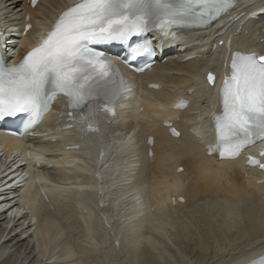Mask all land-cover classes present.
I'll list each match as a JSON object with an SVG mask.
<instances>
[{
  "label": "bare ground",
  "instance_id": "obj_1",
  "mask_svg": "<svg viewBox=\"0 0 264 264\" xmlns=\"http://www.w3.org/2000/svg\"><path fill=\"white\" fill-rule=\"evenodd\" d=\"M2 1H7V4L9 3L8 5L9 6L11 5L10 6L11 11L14 8L15 9L14 12L16 13L19 12L20 16L17 19H19L21 25L23 24L22 17L26 10L29 11V14L31 16V22L33 24V27L29 30V32H27L26 35L24 36L17 35L19 36V38L16 39V43L19 47H21V49L19 50L17 47L16 54L23 52L28 47V45L33 42L32 41L34 38L33 31L35 27L39 25L40 23L47 22L48 18L51 15L56 14L57 11H60L64 7V2H66V0H38L34 7H29L28 3L25 2L24 0H0V3ZM44 1L49 2L51 4L48 10L44 9L43 6L42 7L40 6V3ZM239 2L241 3V6L246 5L247 8L243 10L242 7L237 6L236 8L237 11L235 12L234 17L232 18L231 23L225 28V31L222 34L216 35L217 29L216 28L214 29L213 25L206 28L208 32L204 34V39H208L210 36L213 35L215 37L213 39L215 40V44H216L215 48H211L210 45L213 42V40H209L203 45L198 46L200 48L197 49L198 51L199 49L203 47L202 51L206 52L205 55H202V56L196 55L191 58H184L186 52H190L192 50L184 45L186 47V52L180 53L179 48L172 46V44H169L173 40L166 39L162 43L163 48H165V50L167 49L166 51L174 48V51H177L178 54L175 57H168L166 61L162 64L156 63V65H152L151 69L147 71V73L143 75H139V77H142L143 81L155 80L156 82H159V83L171 84L172 92L187 91L186 86L188 85V87L192 88V90L190 93L188 92L185 93L186 97L189 100V104L187 105L186 108L182 110L173 109L166 102L159 101L147 95V93H150L151 95L167 96L170 94L171 91L168 93L164 89H146V90L140 91V95L144 99L145 103H142L143 107L141 110H139L138 108H135L133 106V100L135 96L137 95L136 94L137 88L133 86L130 92H127L121 95L122 102L121 104L118 103L117 115L111 116L113 118H110L112 120H117L118 123H120L121 125L127 126V127L130 124V130L133 132L134 130H136V133L139 134L140 147L142 148L141 149L142 165L140 168L141 172L139 170L138 172L140 173L139 176L136 175L138 176L137 178L138 180L135 181V179H133V181L130 183L128 180L125 181L124 183L118 182L117 185L119 187L115 188V190L111 189V190H107L103 192L104 196H106L109 193H112V191L113 193L116 194L115 197H113L112 200L110 201L111 203L110 206H114L116 203V198L123 197L125 192H130L131 194L139 195V196L143 194L144 196L140 201H138L139 197L138 199H134L132 201L125 200L124 205L125 206L127 205V207L119 211V214L113 223V233L116 235H119V238H120V241H117V242L120 243L119 245L125 249L124 251H126L125 253L123 252L122 254L126 255L128 253L127 255H129L128 257L131 259L132 257L134 259L135 256H139V250L145 251V249L146 250L148 249L149 255L153 254V256L150 257L148 255H142V256H139V258L141 257L142 259L143 256H146L148 259L149 258L153 259L154 257L155 259L158 260V257H159L161 261L163 259V255L161 253L163 250H160L158 248L159 246L157 242L154 241L155 238H153L151 236L152 234L149 232L154 231V234L159 233V235L162 234L161 236H163L167 234V231H168L167 228L169 227L177 228L183 231L187 230L186 229L187 227L185 224H179V226H177L178 221L176 222L172 221L170 219L171 216L169 218V215L173 211H177V212L179 210L186 211L190 206L193 208H198V207H201L203 204H206L205 206H202L200 209L205 208L208 210L210 208L212 209L210 210L212 213L214 209L218 208L217 206L224 205L222 202H226V204H230L229 207L230 206L233 207L236 205L239 206L241 203L242 204L244 203L243 205L245 206L247 205V203L245 204V202H249V203L251 202L252 207L249 209V212H246V214L249 213V215L245 214L246 216H248V217H245L247 219L246 226L248 225L249 227L248 230L250 231L251 238L256 239V237H258L260 239L261 237L259 236L264 235V177L262 180H258V178L261 177V175L259 174V171L255 167H246L244 165V162L240 158L217 159L215 152L211 154L206 153V149L204 148V142L207 141V134L206 132L203 131L201 127H199L205 123L206 115L208 111L213 107V104H214V90L211 84L204 83L203 85V77H204L203 71L206 68H208V66L210 65H212L211 66L213 68L212 70H214L215 67L219 69H221V67H225L226 61H229L228 53H230L231 51L255 50L260 54H264V49L261 48V46H264V40L260 41L259 39L262 35H264V1L263 2H252V4L250 5L245 4L244 0H241V1L239 0ZM8 5H4L3 7H0V14L7 12L6 10L3 11L2 8L3 9L8 8ZM251 12L253 13L254 16H249V13ZM38 13L43 14V16L38 17L39 15ZM250 24L255 25V26L257 25L259 28L263 27V30L259 31L262 33L254 36L253 39H251V41L250 39L248 41H245V39L248 38L249 35L244 34V30L246 28V25H250ZM10 28H14V27L11 25L7 27L6 30H10ZM182 31L185 33L191 32L193 34L195 33L199 34L200 31H202V29L200 30L183 29ZM8 32L5 33L3 37H0V40H3V42H5L4 39L6 38V35L8 34ZM220 37L225 38L223 44L220 43L221 42ZM14 41L15 39H11L10 36H8V38L6 39V42L9 45H12ZM236 42H238L239 44H236ZM173 43L178 44L179 40H175ZM166 44H169V45L165 47ZM220 50H222L221 56L217 59V61H212V59L215 58L217 54H219ZM161 71L163 73H161ZM125 76L129 79V72L125 71ZM200 85H203V86L200 87ZM201 92L207 93V96L204 100L200 101L199 97H200ZM63 100H64V97L60 95L55 100V103L57 104L62 103ZM93 104L94 103L92 102L91 105L93 106ZM147 107L149 109H147ZM219 110H220V106L218 105L215 108L214 112H218ZM51 111H52V114H47L41 120L39 125L40 124L45 125V123L47 122V119H49L53 115L56 116L58 120L57 116L60 112H58V110H53V109ZM87 111H91L90 108L86 110L85 112ZM96 113L99 114V117L100 116L105 117V118L108 117L104 112H96ZM77 116L80 117L81 114L79 112H75V117ZM88 117L90 118L92 116H88ZM162 118L173 119L174 124L180 130V135L175 136V135H172L170 132H168L167 128L163 126L161 123ZM139 126L141 128L138 130L137 128ZM75 127L78 129L75 130ZM99 127L105 129L107 127V124L101 122ZM53 129H54L53 133L49 135L64 137L66 135L72 134L70 136L75 137L76 141L79 144L78 148H73V149H64L61 147L59 143H57V141L47 144L51 146L53 149H55L54 151L58 152V157L52 160L53 163L55 164V166L53 167L54 171L59 170L60 173H62L64 177L69 176V177H75V178L76 177L85 178V176L88 175L87 172H91V170L94 172H97V170L100 168L99 166L100 164L98 166H94L91 168L89 166L90 163L94 164L96 161H98L102 157L103 158L105 157L102 160V162L108 158L106 157L108 154L107 155L105 154H106V144L107 142L109 144L110 138L107 137L106 135L103 134V136H100L98 132L91 131V132H83L82 136L79 137L78 135L80 132L83 131V129H82V126L75 120L72 121V126L67 129L58 130L57 125L53 126ZM88 134L90 135L89 136L90 138L94 136L96 138H100L102 141L104 140L103 147L99 148V149H102L99 157H92L89 155H84L86 151L82 149L81 146L83 143L85 144L84 140L86 138L84 137ZM148 134H152L154 137L153 144L151 145V148L153 151L151 155L146 154L147 145L145 143V138ZM114 140H116L115 142H117L114 149L123 147L121 141L119 142L120 139L114 138ZM4 143H8V147L2 153H4L6 157L14 153L13 151H17L18 153H20V156H19L20 159L26 160L28 163V166H27L28 174L26 176L27 180L23 184L19 192H14L12 190L9 192L10 195H12L11 200H8V198L0 199V208L4 206L6 201H9L10 203L12 201L13 202L15 201L14 206H12L13 204L12 203L10 207L7 208L5 211L3 210L0 211V218L5 219V221H10L12 212L15 210H19L20 207L22 206L23 207L26 206L28 208V211L32 214H38V213L41 214V216L38 218L33 228L30 227L26 223L28 219H31V217L29 218L28 214H21L22 221H20V219L18 220L19 221L18 223L21 226V231L20 229L19 231H17V227H16V229H14V232L12 231V233L10 234L8 233L10 237L13 234H15L14 240L16 242L24 236H28V235L32 237L34 236L33 240H30V241L33 242V245L35 242V247L37 248V249H34L35 253H37L39 256L46 255V254L47 255L55 254L57 252V249H53V248L56 246L58 240H60L62 237V232L60 230V227L58 226V223L55 220V218L58 217L56 213L59 212L58 203L60 199L68 198L69 199L68 205L72 207L79 206L82 209L80 213L75 214V217L81 227V232L83 236H85L84 241H86V245L84 246L88 249V251H90V253L92 252L94 256L99 253V257L101 258L102 262L103 260L104 261L107 260V262L110 261L108 259H111L110 256H112L113 254L111 253L112 248L109 247L111 249L110 251L108 250L109 249L108 248L107 249L108 251L107 250L103 251L102 249L99 252L100 244H102L105 240L104 228H101L100 226H98L97 218L95 214L92 212L93 210L90 204L85 200V195L87 192L95 191V189H92V188L97 187V182L95 181L94 184H91L89 182H84L81 184H77L76 186H58V185L49 186L48 185L49 182L47 181L46 175L43 172H41L38 168L35 169L34 166L29 162L30 158H25L23 155V152H22L23 147L25 146V144H30V142L24 143L23 137H9L5 133L0 132V148L1 149L3 148ZM128 147L130 148V146ZM126 150L127 148L124 151ZM33 153L35 154L34 156L35 159H40L41 156H38L39 151L37 150V147L35 146L33 147ZM129 156L130 155H127L125 157L126 161L128 158H130ZM112 158H114L113 162H117V161L121 162L123 160V158L119 156V154L112 155L109 159H112ZM130 161H131V158H130ZM132 164L133 163H130L129 166H126L125 164H123V165H118V167H116L113 163L112 164L109 163L106 168L102 169V172H103L102 175L105 176L108 170L109 175L107 177H109V181L114 180L116 178L115 175L117 174V172L119 174L123 173L130 177H133V174L131 172ZM178 165H182V171H178L176 169ZM123 168H126L127 172H124ZM145 168L147 170L144 173ZM32 170H35L37 180L40 181L42 188L45 190L48 196L47 201L53 203L52 208L49 207L48 202L43 200L41 195L39 194L36 188L35 182H34V178L32 177V174H33ZM19 178H21V176H19ZM100 185L103 186L104 183H101ZM77 187H80V189H77ZM6 193H8L7 189L1 190L0 197L4 196ZM177 196H182L183 198L178 199ZM135 200L138 202H135ZM98 202L100 203L99 197H98ZM123 202L124 200L121 199L119 204ZM224 207H227V206H224ZM231 207L229 209L231 213H234L232 215L236 221V218L238 219L240 214L235 209H231ZM220 208L223 209V206ZM229 209H227L226 215L230 213V211L228 212ZM141 211L142 213H140ZM214 214L218 216V213H216V211L214 212ZM212 215L210 218H212ZM224 215H225V212H224ZM232 215H229L227 217L224 216L222 220H224V218L231 219L230 217H232ZM121 217L124 219L123 221L120 220ZM219 217L220 216H218V218ZM194 218L195 217H193V220L195 222ZM215 218L217 217L215 216L214 219ZM241 218L243 219L244 217H241ZM241 218L236 221L238 225L235 224V226L236 227L242 226V228L240 227V229H247L244 225L245 223H243V220L241 221ZM190 219H192V217ZM214 219H212V221ZM232 219L230 221L234 222V220ZM208 221H206L207 223L205 224H208L209 223ZM238 221H241L242 223ZM31 222H32V219H31ZM125 222L128 223V226H126V228H124L123 230L122 227L124 225H127L125 224ZM215 222H217V220ZM227 222L228 221L223 222L224 223L223 225H225V223ZM210 225L213 226L214 224H210ZM210 225L209 226L207 225V227H210ZM230 225H231V222H229V225H228L229 228L232 227V225L234 226V224H232L231 226ZM204 226L206 227V225ZM225 226L227 227V224ZM24 227H27L29 229H25ZM215 227L219 228L220 226L218 225L217 227V224H215ZM5 228L6 226H4L0 230L2 234L6 231ZM213 228L214 227H212V229ZM221 228L223 229L224 226H222ZM221 228L219 229L222 230ZM145 229L149 230V232L147 231V233H145ZM239 231L242 232V230H237L236 234H238ZM188 233H189V230H188ZM224 234H225V231H224ZM245 235L246 234H244V236ZM161 236L159 238L164 239L163 237L161 238ZM223 236L224 235H222V237ZM154 237H157V236L154 235ZM197 237H198L197 240L201 241L199 239V236ZM226 237H227V234H226ZM226 237L224 236L225 240H228L230 238V236L229 238L227 237V239ZM62 238L64 239V237ZM224 238L223 239L220 238L217 243L220 244V240L222 242L225 241ZM242 238H241V234L239 237L238 236L236 237V239H238L241 243H242V240H241ZM158 239L156 238V240ZM232 239L236 240L234 238ZM232 239L230 238L229 240L233 241ZM253 239L249 240L251 241L250 242L251 244L252 242L256 241L255 239H254L255 241H253ZM261 239L263 240V238ZM210 240L211 239H209V241ZM258 241L259 240H257V242ZM201 242H199L198 245ZM204 242H202L203 245L207 243V242L205 243ZM225 242H228V241H225ZM257 242L254 243L255 246L258 245L256 244ZM228 243H230V241ZM241 243H239V245ZM245 243H249V242L247 241ZM250 243L248 244L249 246H250ZM258 243L262 244L261 242H258ZM233 245H235V243ZM237 245H236V248L239 247V245L238 246ZM248 245L245 244L246 247ZM205 247H208V244ZM231 247L233 248L234 246H231ZM244 247L243 246L241 247L242 250L238 249V252L235 251L236 253H239V250L241 251V253H239L238 255L236 253H233L234 249L232 248H230L231 250L230 249L229 250L230 251L233 250V252L227 253L225 251L224 252L225 254L230 255V253H232V254H236V256L230 255L233 257L229 258V256L226 255V257L228 258L224 257L225 259H223L220 264H242L243 262H245V260L253 256H257L261 254L262 252H264V244L261 246L258 245L256 249L253 247L254 250L250 249L249 247L251 251H245L246 247L245 248ZM119 249L120 248H118V250ZM202 249L203 247L200 250ZM207 249L208 248H206L205 252L207 251ZM217 249H220V248H217ZM247 249L248 248H246V250ZM229 250L227 249V251ZM148 251L147 252L145 251L146 254H148ZM4 252L1 253L0 256H2ZM59 252H57L58 253L57 256H59L58 259L59 258L62 259L61 264H70V263L72 264V262L73 264H78L79 259L74 263V260L76 259H74V257L71 258L69 248H65L63 251H59ZM60 255H63L64 257ZM54 257L55 256H48L47 258L48 260L53 261L56 259ZM118 257L120 258V260H121V257L124 258V256L122 255L121 257L120 256ZM146 257H143V258L146 259ZM114 258L117 259L116 257ZM113 259L111 260L110 264H112ZM101 260H100V263H101ZM118 260H115V262ZM150 261L152 262V260ZM15 262L16 261L14 260L11 264L13 263L18 264V262L17 263ZM209 262H212V261H209ZM52 263L53 262H51V264ZM100 263L98 261V264ZM1 264H6V262L3 261V263ZM105 264H109V263H105Z\"/></svg>",
  "mask_w": 264,
  "mask_h": 264
},
{
  "label": "snow or ice",
  "instance_id": "obj_2",
  "mask_svg": "<svg viewBox=\"0 0 264 264\" xmlns=\"http://www.w3.org/2000/svg\"><path fill=\"white\" fill-rule=\"evenodd\" d=\"M236 4L237 0H71L20 61L11 65L0 61V120L27 114L24 128L30 130L60 95L67 98L69 119L79 112V122H84V110L92 101H101L100 107L115 115L119 97L131 89L115 61L95 45L128 43L153 29L175 36L174 29L207 28ZM149 50L148 41H139L130 46L129 59ZM229 60L219 87L220 110L211 114L214 146L221 158H235L255 138L264 139V54L235 50ZM207 81L215 83L213 73L207 74ZM187 103L181 99L173 107ZM87 130L98 131L92 125ZM248 162L264 170V163L255 158ZM247 264H264V253Z\"/></svg>",
  "mask_w": 264,
  "mask_h": 264
},
{
  "label": "rangeland",
  "instance_id": "obj_3",
  "mask_svg": "<svg viewBox=\"0 0 264 264\" xmlns=\"http://www.w3.org/2000/svg\"><path fill=\"white\" fill-rule=\"evenodd\" d=\"M263 1L264 0H250V1L245 2V4L250 5V4H252V2H263ZM8 4H7V1H2L0 3V7H3L4 5H8ZM50 5L51 4L49 2H45V1L40 3V6L41 7L43 6V8L44 9H47V10L50 8ZM10 6L8 5V8H5V9L2 8L3 11L6 10L7 12H4V13L0 14V21L3 22V23H5V24L7 23V21H9L10 18H11L10 20H14L16 22H19V19H17L20 16L19 12L18 13L14 12L15 11L14 8L11 11V7ZM40 15H43V14L40 13ZM12 26L14 27V25H12ZM262 30H263V27H260L259 28L257 25L256 26L255 25H252V24L246 25V28L244 30V34H248L249 37H251V38L248 37V38L245 39V41H248L249 39L251 41V39H253L254 36L262 33V32H259V31H262ZM259 39H260V41H263L264 40V35H262ZM190 40L193 41L194 40V37L190 38ZM195 40H197V41H203V40H207V39H204V35H203L201 37H197ZM236 44H239V43L236 42ZM261 48L264 49V46H261ZM15 50L16 49H14L13 52ZM221 53H222V50L219 51V54H217L216 57L212 59V61H217V59L221 56ZM176 55H177V53L174 52V53H172L171 55H168V56L175 57ZM206 96H207V93L201 92L200 97H199V100L200 101L201 100H204L206 98ZM108 127H110L109 129L113 128L114 131H115V133H113L112 136L109 137L112 140V141H109L110 142V145H111V148L112 147H115V145H116V143H115L116 140H114V138H117V136H118L117 135V132H119L120 134H123V135L124 134L125 135L127 134V136H129L130 139H131V144H130L129 152L127 154V155H130L129 157L131 158V161H130V158H128L129 161L127 159L126 163H124V164L126 166H129L130 163H133L131 165V170H132L131 172L133 174V177H130V176H128L126 174H123V173L120 174L119 176H117L115 178V181H114V187L112 188V190L113 189L115 190V188L119 187L117 185L118 182L124 183L125 181L128 180L129 183H130V181L132 182L133 179H135V181L137 180V178H138V176L140 174V173H138L139 170L141 172V169L140 168H141V165H142V155H141V152H142L141 149L142 148L140 147L139 134L136 133V130H134V132H133L130 129H128L127 126L121 125L120 123L117 122V120H112V119H111V123L108 124ZM140 128L141 127L139 126L137 129L139 130ZM66 136H68V135H66ZM132 143H135V144L132 146ZM133 149H134V151L132 152ZM41 150H42V152L40 153V156H41L40 159L42 161H50V162L53 163V161H52L53 158H49L44 153V151H47V150L54 151L55 149H53L51 146H48V147H41ZM55 152L58 155V152L57 151H55ZM132 153H133V155L131 156ZM16 155L18 157V153ZM5 158H6L5 154L2 153V152H0V167H3L5 165L6 160L5 161L3 160ZM107 161L108 160L106 159L102 163H107ZM127 162H128V164H127ZM9 163H11V162H9ZM121 165H123V164H121ZM24 170L28 174V168L25 167ZM51 170H54V168L48 169V170H45V171L40 170L41 172H43L46 175L47 181L49 182L48 183L49 186H53V185H58V186H72V185H77L78 184V183H74V182L68 183L67 180H59V179H56V178L52 177V175H51L52 174V171ZM123 170H124V172H127V169L126 168H123ZM146 170L147 169L145 168L144 169V173H145ZM136 175H138V176H136ZM2 178H3V176L1 175L0 176V188H4L5 187V189H6L7 181H4ZM102 178H103V180H105V177H102ZM26 180H27V177L24 178V181L23 180L20 181V182L23 181L22 184H20L19 182L12 183L13 185H16V188L8 189V190H12V191L19 192V190L21 189V187L23 186V184L26 182ZM94 183H91V184H94ZM87 186H89V185H87ZM115 195L116 194L113 193V191H112V193H109L108 195H106L107 196L106 198L108 199L107 201L105 200L106 202L99 203L97 201V203H95L94 204V207H93V209L95 211V216L97 218L98 226H100L101 228H104V234H105V240H104V242L102 244H100L99 252L102 249L104 251V250H107L109 247L112 248V252L111 253H113V254H112V256H110L111 259H108L110 261L107 262V260H105L106 261L105 262L103 260V262H102L101 258L99 257V253L94 256V254L92 252L90 253V251H88V249L84 246V245H86V241H84L85 236H83V234L81 232V227H80V225H79V223H78V221H77V219L75 217V214L76 213H80V212L76 210V207H72V206L68 205V202H65L63 199H60V201L58 203L59 212L56 213V215L58 217H56L57 219L55 218V220L57 221L58 226L60 227V230L62 232V237H64V239L61 237V239L58 240L56 246L53 249H57V252H59V251H63L65 248H69L70 249L71 258L74 257V259H76V260H74V263L79 259L78 260V264H88V263L89 264H93V263L94 264H98V261L100 263V260H101V263L102 264H105V263H109L110 264L111 263V260L114 257H116L117 259L114 258L112 264H115V263L116 264L117 263L118 264H137V263L138 264H142L143 262H144L143 264H162V263L163 264H184V263L186 264L188 262L190 264H210V263L211 264H220L223 259L228 258V257H226V255H228V254H225L224 252L225 251L227 253L233 252V250L230 251L231 250L230 248H232L231 246H234L236 248V245L237 244L239 245V243H241L239 241L240 240L239 238H238L239 240L236 239L237 236L239 237L240 234H241V238H242L244 236V234H246L241 239L242 240V243L240 245L243 244L242 245L243 247L245 246V244L248 245L251 242L249 240H252L253 239L250 236V231L248 230V228H249L248 225L246 226L247 219L245 218V217H248L246 215H249V213L246 214V212H249V209L252 207L251 206L252 205L251 202L250 203L249 202H245V204L247 203V205H245V206L243 205L244 203L243 204L241 203L242 205L240 204L239 206H237V205L236 206H233V207L230 206L231 209H235L240 214V216H239L238 219H240L241 217H244L246 219L245 220L244 218L243 219L241 218V221L243 220V223H245L244 225H245V227L247 229H240V227L242 228V226H240V227L239 226L238 227L235 226V224H237L236 221L238 219L236 218V221H235V218L232 215L234 213H231V211L229 209L230 208L229 207L230 204H226V202H222L224 205L217 206L218 208H216V206H215L216 209H214V211L212 213L210 211L212 209H210V208L208 210L205 209V208L204 209H200L202 206H205L206 204H203L201 207H198V208H193V207L190 206L186 211H181V210H179L178 212L177 211H173L169 215V218L171 216L170 219L172 221H175V222L178 221L177 226H179V224H185L186 227H187V228L186 227L185 228L187 230H184L183 231V230H180V229H177V228H170L169 227V228H167L168 229L167 234L161 236L162 234L161 235H159V233L158 234H154V231L153 232H149V230L145 229V233H147V231L149 233H151L152 234L151 236L153 238H155L154 241H156L157 244H158V246H159L158 248L160 250H163L161 252L162 255H163V259L161 261H160V258L159 257H158V260L155 259L154 257H153V259L152 258H149L148 259L146 256H143V257H146V259L143 258V257H142V259H141V257L139 258V256H142V255H148L150 257L153 256V254L152 255L151 254L149 255V251H148V249L146 250L145 247H144V249H145L146 252L148 251V254H146V252L144 250H139V256H135L136 258L134 257V259H133L132 256H130V257H132V259H131V258L128 257L129 256V255H127L128 253L126 255L122 254L123 252L125 253L126 251H124L125 249L119 245L120 243L117 242V241H120V238L119 237H116V234L113 233V223L116 220V218H117V216L119 214V211H121L122 209H124L125 207H127V205L126 206L124 205L125 200L126 201L127 200L132 201V199L135 196H134V194H131L130 192H125L124 196L120 198V201H121V199H123L124 202L121 203L120 205H118V208H113L112 206H110L111 205L110 201L112 200L113 197H115ZM140 196H141V199L144 197L143 194L140 195ZM222 206H223V209L220 208ZM224 206H227V207H224ZM234 207H236V208H234ZM23 208L27 210V213L26 214H28L29 218L31 217V219H32V222L29 223V221H27L26 223L30 227L33 228L35 226V223L37 222L38 218L41 216V214H39V213L38 214H32V213H30L28 211V208L26 206H24ZM226 208L229 209L228 212L230 211V213H228V215H226V212H227V209ZM215 211H216V213H218V216H220L219 218H218L217 215L214 214ZM224 212H225V215L226 216L224 215ZM181 214H183V215H181ZM211 215H212V218H210ZM223 215L225 217H227L229 215H232V217H230V218L231 219L233 218L232 220H234V222H236V223H234L233 221H230L231 219H229V218H224V220H222V218L224 217ZM215 216L217 217V218H215L217 220V222H215L216 221L214 219ZM191 217H192V219H190ZM193 217H195L194 218L195 219V222L193 220ZM19 219H20V221H22L21 218H19ZM19 219H16L15 220L16 222L14 221L10 227L5 228L6 231L5 232L3 231L4 232L3 234H8V233L10 234V233H12V231L14 232V229H16V227H17V231H19V229L21 231V226L18 223L19 222L18 221ZM212 219H214V220L212 221ZM227 219H229V220H227ZM2 220H4V221H2ZM26 220H27V218H26ZM221 220L223 222L228 221L227 223H225V225L227 224V227L225 225H223L224 223ZM206 221H208L209 223L208 224H205V223H207ZM241 221H238V222H241ZM2 222H3V224H2ZM221 222H222V224H221ZM229 222H231V225L234 224L235 227L232 225V227L229 228V226H228L229 225ZM4 223L6 224L7 221H5V219H1L0 218V230L5 226ZM16 224H17V226H16ZM20 224H21V222H20ZM210 224H214V225L212 226ZM215 224H217V227L219 225L220 226L219 228H221L222 226H224V228L223 229L221 228L222 230H220L219 228H216L215 227ZM204 225H206V227H207V225L208 226L210 225V227H207L206 228ZM212 227H214V228L212 229ZM24 228L25 229H29L27 227H24ZM235 228L237 230H242V232L239 231V233L236 234L237 230ZM188 230H189V233H188ZM224 231H225V234H224ZM246 232H248V233H246ZM1 233L2 232H0V234ZM226 234H227V237L228 238L230 236L231 239L234 238L236 240H233L232 239L233 241H231V240H229L230 238L228 240H225L224 236L226 237ZM154 235H156L157 237H154ZM222 235H224V236L222 237ZM12 236H13V238H12ZM12 236L8 239L9 241L6 239V240H4L3 242L0 243V248H1L0 249V254L5 251L4 254L2 256H0V264L3 263V261H5L6 264H11L14 260L16 261L15 263L18 262V264H23V263L24 264H51V262H53L52 264H61L62 259H60V258H59L60 260L58 259L59 256H57L58 255L57 252L55 254H48V255L46 254V255H41V256H39L37 253H35L34 249H37L35 247V242H34V245H33V242L30 241V240H32V238L34 236L33 237L32 236H29V235L28 236H24V237L20 238L16 242L14 240L15 239V234H13ZM160 236H161V238L163 237L164 239H160L159 238ZM164 236H166V237H164ZM194 236H195V238H194ZM197 236H199V239L202 242H204V240H205V242H207V243L203 245V243L201 241L197 240L198 239ZM204 236H205V238H204ZM227 237H226V239H227ZM259 237L263 238V240L261 238H260L261 239L260 240L258 237H256V239L254 238L256 241L254 239H253V241L257 242V240H259L258 242H261L262 244H259L258 242L256 244H258L259 246H261V245L264 244V242H263L264 241V235H260ZM156 238L157 239L159 238V239L156 240ZM180 238H182V239H180ZM220 238H222V239L224 238L225 241H228V242L230 241V243L225 242V241L222 242L221 240H220V244L217 243ZM186 239H188V240H186ZM209 239H211V240L209 241ZM246 240L249 243H245V242H247ZM4 242H6L8 245L6 243H4ZM199 242H201L200 243L201 245L199 244L200 246L198 245ZM209 242H210V244H209ZM213 242H215V243H213ZM255 242H252V244L250 243V246L249 245L247 247L245 246L246 248H248L246 250V248L244 247L245 248V251H251L250 249L254 250L253 247L255 246L254 245ZM180 243H181V245H180ZM234 243H235V245H233ZM207 244H208V247H205ZM240 245H239L238 248H236L237 250L234 247L232 248V249H234V252L233 253L238 252V249L242 250L241 249L242 246H240ZM251 245L252 246L254 245V246L252 247ZM258 245L255 246L254 248L256 249L258 247ZM111 246H113L114 248L111 247ZM162 247H164V248H162ZM200 247L201 248L203 247V249L205 247V249L204 250L203 249L200 250L201 249ZM249 247H250V249H249ZM110 248L108 249L109 251L111 250ZM116 248H117V250H118V248H120V249L117 251ZM206 248H208V249L205 252ZM217 248H220V249H217ZM244 248H243V250H244ZM184 249H185V251H184ZM227 249L228 250L230 249V250L227 251ZM240 250H239V253H241ZM142 252H143V254H142ZM179 253H181V254H179ZM239 253H236V254L238 255ZM242 253H243V251H242ZM117 254H119V255H117ZM236 254L230 253V255H234V256H236ZM121 255L124 256L125 259L123 257H121ZM230 255H228L229 258L230 257H233V256H230ZM48 256H55L54 258H56V259L53 260V261H50L47 258ZM60 256H63V255H60ZM118 256L121 257V260H120V258ZM220 257H222V258H220ZM126 259H127L128 262L126 261ZM128 259H130V260H128ZM139 259H140V261H139ZM115 260H118V261L115 262ZM147 260H148V262H147ZM150 260H152V262ZM30 261H31V263H30ZM120 261H122V262H120ZM154 261H156L157 263L154 262ZM209 261H212V262H209ZM130 262H132V263H130ZM72 264H73V262H72Z\"/></svg>",
  "mask_w": 264,
  "mask_h": 264
},
{
  "label": "water",
  "instance_id": "obj_4",
  "mask_svg": "<svg viewBox=\"0 0 264 264\" xmlns=\"http://www.w3.org/2000/svg\"><path fill=\"white\" fill-rule=\"evenodd\" d=\"M90 135L85 136L84 138H86L85 144H82V149H84L88 155L92 156V157H97L100 154V150L99 148L103 147V141L100 138H96L94 136H92V138L89 137Z\"/></svg>",
  "mask_w": 264,
  "mask_h": 264
}]
</instances>
